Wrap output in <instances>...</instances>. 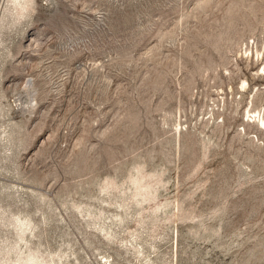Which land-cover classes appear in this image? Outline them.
<instances>
[{
  "label": "rangeland",
  "instance_id": "rangeland-1",
  "mask_svg": "<svg viewBox=\"0 0 264 264\" xmlns=\"http://www.w3.org/2000/svg\"><path fill=\"white\" fill-rule=\"evenodd\" d=\"M264 0H0V264H264Z\"/></svg>",
  "mask_w": 264,
  "mask_h": 264
},
{
  "label": "bare ground",
  "instance_id": "bare-ground-1",
  "mask_svg": "<svg viewBox=\"0 0 264 264\" xmlns=\"http://www.w3.org/2000/svg\"><path fill=\"white\" fill-rule=\"evenodd\" d=\"M263 123V121L261 122V124ZM264 124V123H263Z\"/></svg>",
  "mask_w": 264,
  "mask_h": 264
}]
</instances>
